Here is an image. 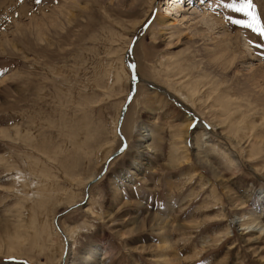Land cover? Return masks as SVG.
I'll return each instance as SVG.
<instances>
[{
	"label": "rangeland",
	"instance_id": "rangeland-1",
	"mask_svg": "<svg viewBox=\"0 0 264 264\" xmlns=\"http://www.w3.org/2000/svg\"><path fill=\"white\" fill-rule=\"evenodd\" d=\"M233 3L0 0V264H85L94 243L91 264H261L264 214L241 204L264 197V37ZM223 39L248 58L225 76L206 52ZM148 129L157 151L130 169Z\"/></svg>",
	"mask_w": 264,
	"mask_h": 264
},
{
	"label": "bare ground",
	"instance_id": "bare-ground-1",
	"mask_svg": "<svg viewBox=\"0 0 264 264\" xmlns=\"http://www.w3.org/2000/svg\"><path fill=\"white\" fill-rule=\"evenodd\" d=\"M169 2H170V5L172 6L173 5V2L172 1H168L167 2V4L169 5ZM172 2V3H171ZM163 12H165V13H167L168 14V12H167V9L165 10H163ZM205 14V12L203 13V15ZM212 16V21H213V26H219L220 28H222V29H224V30H226V29H228V25H226L225 24V22H224V17H217V16H215V15H211ZM178 23V21H176L175 20V22L174 21H168L167 20V17L165 16V15H163V13H161L160 15H157V18H156V24L158 25V26H165L164 27V29H167V28H173V27H175L176 26V24ZM225 39V38H224ZM220 40V41H218V42H214L213 43V46H212V48H208V50H206V52H207V54H208V56H207V60L209 61V63L210 64H212V66L214 65V66H216L215 67V69L216 70H219V74L220 75H224L225 76V74L227 73V71L230 69V67L233 65V64H235V62L237 61V62H243L244 60H247L248 58H247V55L245 54V53H242V56H236V54H235V46H234V44H233V42L230 40V39H227V40ZM246 42H248L247 41V39H246ZM248 44V43H247ZM247 44L245 43V44H243V45H245L246 47H247ZM129 48V47H128ZM245 48V47H244ZM246 49V48H245ZM250 49L251 48H249L248 50L250 51ZM247 50V49H246ZM247 50V51H248ZM252 50V49H251ZM127 53H129V52H126V54L125 55H127ZM264 54V53H263ZM129 55V54H128ZM259 55H261V54H259ZM260 59V58H259ZM126 62L128 63V59H127V61H126V59H125V57H124V63H125V66H127L128 64H126ZM212 62V63H211ZM209 65V64H208ZM240 65V64H239ZM210 66V65H209ZM213 66V67H214ZM250 67H251V65H250ZM261 67V66H260ZM233 68V67H232ZM251 68H253V67H251ZM232 70V69H231ZM261 73V72H260ZM254 75H256L257 76V74L255 73ZM254 75H252L251 76V78H250V80L251 81H255L254 83L252 82V84H251V86H256L255 84L257 83L256 82V80H254V79H256L255 77H253ZM260 76H257L258 78H260L261 79V76L263 75V74H259ZM227 76V75H226ZM263 78V77H262ZM264 79V78H263ZM259 80V79H258ZM263 81V80H262ZM249 82V81H248ZM257 85H258V83H257ZM246 86V85H245ZM245 86H243V87H245ZM259 86V85H258ZM247 88H248V86H246ZM245 87V89H247ZM257 87V86H256ZM256 87H254V88H256ZM253 88V87H252ZM264 88V87H263ZM242 89H244V88H242ZM244 89V91H247V90H245ZM243 91V92H244ZM205 92V90L204 91H202V93H204ZM251 92V91H250ZM253 92V91H252ZM121 114V113H120ZM189 118V117H188ZM186 121H189V122H187L186 123V126H187V128L188 129H190L191 128V125L193 124L192 123V121H191V119L190 120H188L187 118H186ZM191 121V122H190ZM190 127V128H189ZM198 127H196L195 129H197ZM128 129V128H127ZM141 129H144V128H141ZM118 128H117V132H118ZM244 131H247V132H249L250 133V131L249 130H247V129H244ZM153 131L151 130V129H148V130H143V132L142 133H140V135L138 136V139H137V144H136V146L134 147V150H136V155H133V156H131L130 155V159H131V161H129V162H127V165L128 166H130V169H133V168H135L137 165H136V163H137V160H138V158H146L147 156H153L155 153H156V149H154V148H152L151 147V143H149L148 141H149V137H151V135L153 134L152 133ZM253 142H257L255 139L253 140ZM259 145H262V142H257ZM182 144V143H181ZM213 146V148L215 147V145H212ZM140 150H142L141 152H139ZM143 151H144V153H143ZM181 151H183V152H181ZM224 152L226 153V151L224 150ZM138 153H142V154H138ZM172 153H173V157H174V159L175 160H177V161H179V159L180 158H183L184 159V161L186 162L187 161V159H188V154L186 153V151L184 150V147L181 145V147L180 146H177V145H172ZM180 153H182V157H179V158H176V155H179ZM184 155V156H183ZM194 159L196 160V162L200 165V166H202V165H206V166H209L208 164H207V160L204 158V157H202V156H198L197 154L194 156ZM184 162V163H185ZM125 167V166H124ZM203 168H205V167H203ZM127 169V168H126ZM129 169V170H130ZM121 172V171H120ZM123 172V171H122ZM128 172V171H127ZM127 172L125 173V174H122L121 175V177L123 176V177H125L126 176V174H127ZM120 177V178H121ZM119 178V179H120ZM114 179V178H113ZM118 179V180H119ZM118 180H114V184H117L118 182H116V181H118ZM122 180H123V178H122ZM200 180H201V178H200ZM92 182V181H91ZM90 183V182H89ZM124 183V182H123ZM210 184H212V183H210ZM117 194H118V192H117ZM251 194V193H250ZM212 195H213V202H217L218 200H217V198L218 197H216V192H215V189L213 188L212 189ZM250 196L248 195L247 197H245L244 199H243V203L241 204V205H243L242 206V208L241 209H245V208H247L248 206H252V210L251 211H254V210H256V208H258L259 207V209H260V211H261V213L262 214H264V197H263V204H260V206H259V201L257 200V199H254L253 201H252V203H249V202H251V198H249ZM237 222H238V224H239V226L240 227H244L243 228V230H247V229H249L250 228V226H248L249 224H250V222H246L245 221V219H244V216L242 215V216H240V217H238L237 219ZM231 224V223H230ZM263 228H259V231H256V232H260V234H262L263 233V235H264V225L262 226ZM136 229V228H135ZM139 229V228H138ZM140 230V229H139ZM142 232V231H141ZM250 232H252V230H250V231H248V232H246V233H248L247 235H249L250 234ZM130 233H131V231H130ZM137 233V232H136ZM133 234V233H132ZM168 234H170V232L167 230V235ZM67 236V237H66ZM66 238H65V243H66V245L69 247V243H68V241L71 239V235H70V233H67L66 234ZM250 236V235H249ZM100 238V236L99 237H97V240L96 241H98V239ZM249 239L250 238H248V240H247V242H249ZM102 240V239H101ZM254 240V239H253ZM98 247H100V244L98 243V244H96V243H94L93 245H92V247H90L89 249H88V253H87V257H85L84 258V261H85V264H91L92 262H94V261H92V260H95L96 258H95V256H94V254L96 255V249H99ZM107 247L108 248H104L103 246H102V251H101V253L102 254H100V256H103V259L102 260H104L105 259V257H106V254L113 248V246L110 244V243H108V245H107ZM101 248V247H100ZM114 249V248H113ZM100 250V249H99ZM114 251V250H113ZM111 254V253H110ZM115 255V254H114ZM178 254L175 252V255H174V257L175 256H177ZM113 256V255H112ZM97 259H98V257H97ZM251 260V259H250ZM249 260V261H250ZM90 261H92V262H90ZM176 259H171V258H167V257H162V259H161V263L162 264H171V263H173V264H179V262H177L176 263ZM252 261V260H251ZM243 262V261H242ZM260 263L261 264H264V256H262V258H261V260H260ZM70 264H74V263H70ZM84 264V263H83ZM109 264H112V261L110 260L109 261ZM245 264H246V262H245Z\"/></svg>",
	"mask_w": 264,
	"mask_h": 264
},
{
	"label": "snow or ice",
	"instance_id": "snow-or-ice-1",
	"mask_svg": "<svg viewBox=\"0 0 264 264\" xmlns=\"http://www.w3.org/2000/svg\"><path fill=\"white\" fill-rule=\"evenodd\" d=\"M226 7L233 8L237 12H244V15L249 17L251 22L244 24L245 28L251 29V31L255 32L258 36L264 37V25L260 24L254 12L251 11L253 8L252 0H241V7L236 8L233 4L226 5ZM233 23H238L237 21H233Z\"/></svg>",
	"mask_w": 264,
	"mask_h": 264
},
{
	"label": "water",
	"instance_id": "water-1",
	"mask_svg": "<svg viewBox=\"0 0 264 264\" xmlns=\"http://www.w3.org/2000/svg\"><path fill=\"white\" fill-rule=\"evenodd\" d=\"M148 22H149V21H148ZM148 24H149V23H146V24L144 25L143 30L146 28V26H147ZM140 37H141V35H139L137 38H135V39L133 40V42L130 44L129 48L127 49V52H128L129 50H131V48H132V47L134 46V44L140 39ZM126 58H127V56H125V59H126ZM126 61H127V60H126ZM126 64H128V67H129L130 72H131L132 84H131L130 93L128 94V97H127V99H126V101H125V103H124V105H123L122 110H121L120 119H119V123H118V128H119L120 125H121V122H122L123 117H124V115H125L126 108H127L128 104H129V102L131 101V98L133 97V94H134V91H135V83H136V81H137L136 74H135L133 68H131L132 66L129 65V63H127V62H126Z\"/></svg>",
	"mask_w": 264,
	"mask_h": 264
}]
</instances>
